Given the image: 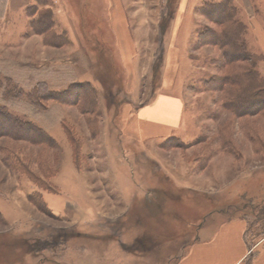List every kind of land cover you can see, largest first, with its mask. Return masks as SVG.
I'll use <instances>...</instances> for the list:
<instances>
[{"label": "rangeland", "instance_id": "1", "mask_svg": "<svg viewBox=\"0 0 264 264\" xmlns=\"http://www.w3.org/2000/svg\"><path fill=\"white\" fill-rule=\"evenodd\" d=\"M223 1L0 0V107L51 138L0 116V264H173L228 213L263 231L264 94L246 74L264 79V0H231L242 42ZM160 91L180 123L132 137L126 113Z\"/></svg>", "mask_w": 264, "mask_h": 264}, {"label": "crops", "instance_id": "2", "mask_svg": "<svg viewBox=\"0 0 264 264\" xmlns=\"http://www.w3.org/2000/svg\"><path fill=\"white\" fill-rule=\"evenodd\" d=\"M112 18L114 20V15ZM118 44L122 53L121 35ZM132 56L130 61L133 59ZM174 79L165 78L162 87H171ZM184 110L185 103L181 97L160 91L134 115L126 113L127 132L141 140L164 136L180 123ZM187 183L186 181L185 185ZM253 221L246 215H235L213 221L208 225L205 223L199 229L197 238L186 245L184 252L177 256L173 264H264V234L258 236L257 227L256 235L249 232V228L254 227L256 223L261 226V222Z\"/></svg>", "mask_w": 264, "mask_h": 264}, {"label": "trees", "instance_id": "3", "mask_svg": "<svg viewBox=\"0 0 264 264\" xmlns=\"http://www.w3.org/2000/svg\"><path fill=\"white\" fill-rule=\"evenodd\" d=\"M235 5H236L235 2H233L231 0H224L223 2L218 4L219 8H217V9H218L219 15L224 16L225 24L226 25L229 24V26L232 25L231 28H230L231 30H229L227 32H224L223 36L226 37V38L227 37L232 38V35H233V38H235V40H238V41L242 42L241 37L246 32L247 27L244 24V22L240 18H238L237 14H236L237 9H236ZM229 33H231V34H229ZM229 44H231V43H229ZM229 44H227V45L224 44V46L228 47ZM161 68H162V63L159 62L155 66V76H156V77H154L155 81H156V78L158 76V73L161 71ZM246 78L249 80V83H251L253 85V89L254 90H257L260 93L264 94V79L261 77V73L259 71H256V70L253 69L250 72V74H248V75L246 74ZM40 89L41 88H39L37 86V87H35L34 91L30 94L35 102H37V101L41 102L40 100L43 99L42 96L45 95L43 93L41 94ZM39 97H41V99ZM56 97H59V96L56 95ZM0 116L4 119V121L9 120V121H12V122L17 118L22 123L25 122L24 123L25 127L28 128L29 130L36 131L37 133H39V136L42 135L43 137H46L47 139H51L48 135H45V133L42 132V129L40 127H38L36 124H34V123H32V122H30L28 120H24L22 117H19V116H16V115L12 114L11 112L7 111L6 108H3V107L1 108L0 107ZM163 198H164V196H163ZM166 199L167 198H165V201H164V199L163 200H159L161 206L166 202ZM261 205H264V202H262ZM254 207H258L255 210V216L258 219H261V218L264 219V206H262V207L260 206L259 207V205H256ZM224 210H225V212H227L230 209H226L225 208ZM252 210H253V208H252ZM252 213H254V212L252 211ZM227 216H229V218H230V217H233L235 215H233V213H230V215H229V213H228ZM250 230H251V228H249V232H250ZM262 234H264V229H263V231H260L259 233H257L258 236H260ZM249 245L251 246L252 244L250 243Z\"/></svg>", "mask_w": 264, "mask_h": 264}]
</instances>
